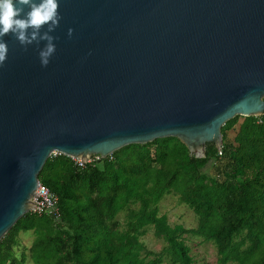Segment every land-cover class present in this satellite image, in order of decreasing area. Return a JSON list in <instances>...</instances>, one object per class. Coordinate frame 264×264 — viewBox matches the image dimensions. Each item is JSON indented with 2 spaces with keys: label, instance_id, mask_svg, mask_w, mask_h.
<instances>
[{
  "label": "water",
  "instance_id": "1",
  "mask_svg": "<svg viewBox=\"0 0 264 264\" xmlns=\"http://www.w3.org/2000/svg\"><path fill=\"white\" fill-rule=\"evenodd\" d=\"M58 4L63 19L46 68L35 44L24 51L3 38L0 239L28 213L53 154L84 165L175 138L200 159L206 144L220 149L226 121L264 114V0Z\"/></svg>",
  "mask_w": 264,
  "mask_h": 264
},
{
  "label": "trees",
  "instance_id": "2",
  "mask_svg": "<svg viewBox=\"0 0 264 264\" xmlns=\"http://www.w3.org/2000/svg\"><path fill=\"white\" fill-rule=\"evenodd\" d=\"M220 133V149L206 144L200 159L175 138L127 145L80 167L49 156L37 181L56 197L58 216L20 217L0 239V264H196L189 238L211 244L215 264H264V114L235 116ZM168 195L193 214V227L159 213ZM148 229L160 250L141 241ZM26 232L31 242L16 255Z\"/></svg>",
  "mask_w": 264,
  "mask_h": 264
},
{
  "label": "clouds",
  "instance_id": "3",
  "mask_svg": "<svg viewBox=\"0 0 264 264\" xmlns=\"http://www.w3.org/2000/svg\"><path fill=\"white\" fill-rule=\"evenodd\" d=\"M58 0H0V68L7 59L8 47L4 37L11 34L24 51L35 44L41 67L46 68L56 52L51 35L63 17L58 12ZM27 9V10H26ZM73 29L68 30V37ZM41 42H45L40 48Z\"/></svg>",
  "mask_w": 264,
  "mask_h": 264
},
{
  "label": "rangeland",
  "instance_id": "4",
  "mask_svg": "<svg viewBox=\"0 0 264 264\" xmlns=\"http://www.w3.org/2000/svg\"><path fill=\"white\" fill-rule=\"evenodd\" d=\"M241 122L238 119L236 125L229 131L226 132V141H231L237 124ZM211 176L215 175L214 170H210ZM159 213L167 216L169 224H181L186 228H191L195 225V218L193 214L187 210L184 206L178 204L177 198L173 196H165L158 204ZM118 219H121V214L118 215ZM32 236L29 232L20 233L18 235L19 246L15 248V254L18 255L21 247L27 248L31 242ZM143 244L148 250L158 251L163 246L161 240L153 237L152 230L148 229L145 236L141 238ZM188 247L190 248V256L196 264H215V252L211 244L200 243L197 238L188 239ZM24 264H32L29 260H26ZM162 264H167L166 262Z\"/></svg>",
  "mask_w": 264,
  "mask_h": 264
},
{
  "label": "built area",
  "instance_id": "5",
  "mask_svg": "<svg viewBox=\"0 0 264 264\" xmlns=\"http://www.w3.org/2000/svg\"><path fill=\"white\" fill-rule=\"evenodd\" d=\"M97 159L99 158L91 157L86 161V163L92 162L93 160ZM70 160L73 161V163L78 167L83 166L80 163L79 159L70 158ZM34 197L35 199L32 198L31 200L32 206L30 207L28 213L35 215L46 214L54 218L58 216V211L56 208V197L52 195L45 186L41 185L38 182L34 191Z\"/></svg>",
  "mask_w": 264,
  "mask_h": 264
}]
</instances>
